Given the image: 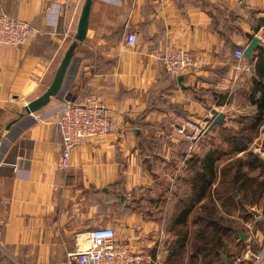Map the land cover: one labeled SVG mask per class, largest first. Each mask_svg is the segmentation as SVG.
<instances>
[{"label": "crops", "instance_id": "crops-1", "mask_svg": "<svg viewBox=\"0 0 264 264\" xmlns=\"http://www.w3.org/2000/svg\"><path fill=\"white\" fill-rule=\"evenodd\" d=\"M52 1L0 0V11L37 30L18 47L0 45V264H64L66 253L75 251L91 228L107 225L150 252L157 237L155 253L165 259L162 238L169 232L161 221L171 213L173 198L158 210L153 174L171 170L176 150L165 142L175 140L174 116L201 119L215 110L228 120L225 111L235 107L233 90L244 74L243 69L235 74L230 62L243 65L250 79L252 62L233 53L246 48L250 34L264 43V25L254 29L264 21V0H92L67 86L27 114L24 105L52 80L65 53L59 51L62 35L77 25L84 3L68 0L59 18L62 32L57 27L49 33L45 18ZM129 33L137 34L134 45L126 42ZM167 47L186 49L197 60L178 75L181 83L150 57ZM87 94L105 102L115 129L75 146L70 166L62 169L54 119L37 122L33 116H46ZM145 137L163 141L162 159L142 151ZM167 177L163 181L172 188L177 177Z\"/></svg>", "mask_w": 264, "mask_h": 264}, {"label": "trees", "instance_id": "trees-1", "mask_svg": "<svg viewBox=\"0 0 264 264\" xmlns=\"http://www.w3.org/2000/svg\"><path fill=\"white\" fill-rule=\"evenodd\" d=\"M260 25H264V21L259 20L254 29L257 31ZM45 30L49 33L52 31L48 26ZM60 30L59 24L58 31L62 32ZM254 36L250 34L249 41ZM255 51L249 59L253 71L250 86L244 94L248 104L254 109L249 115L239 114L238 116L242 117L237 121L239 126L235 130L232 129L230 134L222 135L229 150L214 146L210 142L211 137L205 142L202 141L215 128L220 129L219 134L228 129L223 118L220 123L209 125L208 130L196 142L200 145L199 152L187 154L175 151L174 156L180 157L181 161L185 159L186 164L185 176L181 178V183L185 187L182 196L172 191L167 184L166 190L158 193L153 199L158 210L167 206L171 197L169 194L176 199L172 204L171 213L163 220V228L169 232L162 242L167 249V255L163 260L165 264H228L226 259L229 251L228 242L235 241L236 246L242 242L240 237L242 230L233 226V220L230 219L232 212L243 211V218L253 221L254 217L246 207L262 204L264 208V160L258 154L247 151L251 142L248 133L257 131L264 121V43L258 44ZM164 73L167 77L176 78L167 74L165 70ZM173 82L176 83V79ZM161 142L163 141L159 138L145 137L139 143L143 152L152 153L153 159H162L159 153L163 149ZM206 142L212 146L206 147ZM239 152L245 154L226 163H220L219 160L226 153ZM256 230L258 234L253 241L254 249L259 247L260 240L264 238V228ZM158 241L157 239L152 253L156 252ZM185 253L187 257L184 259Z\"/></svg>", "mask_w": 264, "mask_h": 264}, {"label": "built area", "instance_id": "built-area-1", "mask_svg": "<svg viewBox=\"0 0 264 264\" xmlns=\"http://www.w3.org/2000/svg\"><path fill=\"white\" fill-rule=\"evenodd\" d=\"M67 4L68 0H54L47 9L46 25L52 32L57 29L59 18L63 15V6ZM32 31L37 30L28 21L0 11V45L18 47L28 42ZM136 40V33H129L126 37V42L130 45H134ZM233 55L235 58H243L244 50L236 48ZM151 56L161 63L167 74L174 76L192 69L197 61L190 51L179 47L156 49L151 52ZM48 116L54 119L61 134V152L57 165L62 169L70 166V156L75 146L87 141L89 137H101L115 129V121L105 102L92 94L72 100L46 116L39 114L33 117L39 122ZM214 117L212 112L201 119L177 114L172 124V136L176 141L193 145L208 130ZM260 154L264 156V145ZM13 167L17 168L15 165ZM250 231L248 236L252 234V227ZM260 242L255 250L250 244H246L234 255L235 263L264 264V238ZM163 260L159 252L152 253L127 238H119L117 230L107 225L91 228L83 243L78 244L75 251L66 253L64 264H165Z\"/></svg>", "mask_w": 264, "mask_h": 264}, {"label": "rangeland", "instance_id": "rangeland-1", "mask_svg": "<svg viewBox=\"0 0 264 264\" xmlns=\"http://www.w3.org/2000/svg\"><path fill=\"white\" fill-rule=\"evenodd\" d=\"M75 30H76V25H72L71 26V29L70 31L67 33V35H65L66 31H64V35H62V37H66L65 40L62 42V47L60 48V54L66 50V48L68 47L69 43L74 39V33H75ZM80 44V43H78ZM77 44V46H78ZM77 46L75 47L74 49V54L73 56H77V52H78V49H77ZM80 52V51H79ZM89 59L90 60H93V57L89 56ZM232 64V66L234 65V69H235V74L240 72V69H243V77L240 79V80H237V84L236 86L234 87V92H236V95H237V98H236V104H235V107H239L238 109L237 108H232V110H227L225 112H227V115H228V120H226V131L222 132L219 134V131L220 129L219 128H215V130H212L210 133H208V135L206 137H204V139L202 141H207L208 138L211 137V141L212 144L214 146H221L223 148H226L229 150V146L227 145L226 142L223 141L222 139V135L223 134H230L231 131L235 130L238 126H239V123H237L238 119L240 118L238 115L240 113V115H249L252 113L253 111V107L250 106L247 102V99L245 98V93L247 92V89L249 88L250 86V79H249V74H248V71L245 70V68H243V65L240 66V63L236 60H233V62L231 61L230 62ZM100 67V65H98ZM65 85L67 86V84L64 83V87ZM232 92L231 93V99H233L234 101V95L235 93ZM71 101V100H70ZM232 101V102H233ZM247 102V103H246ZM242 118V117H241ZM240 118V119H241ZM13 123V122H12ZM259 129H257V131L253 130L251 131L249 134L250 138H251V142L249 143V147L247 149V151H251L253 153H256L258 154V156L264 160V156L261 155V151L263 149V143H264V121L260 124V126L258 127ZM233 129V130H232ZM206 138V140H205ZM2 144H5L4 141H2ZM167 144L168 146H171V148H175V150H179L180 152H183V153H195V152H199L200 150H198V147H200L199 143H195L193 145H189L188 143H185V142H182V141H176V140H173L172 138H168L167 140ZM207 146H212L210 145L209 143H207ZM164 146H162L163 148ZM167 149V147H166ZM161 154V153H160ZM245 153L244 152H239L237 154H230V153H226L225 155H223V157L219 160L221 164L223 163H226L228 162L229 160H232L234 158H236L237 156H242L244 155ZM174 158V159H172ZM185 159L184 160H180V157L179 158H176V156L174 157H171L169 163L171 164V170H164L163 169L160 171V175H159V171H158V175L156 172H154V177L156 178V185H155V188H154V191H156L157 193H161L162 191L166 190V188L168 187L167 184L163 181V177H166L168 179V173L169 174H172L173 176V179L174 177H177L176 178V181L174 183V185L172 186V191L174 192H177L178 195L182 196V192L185 191V187L183 186V184L181 183V178H184L185 176V173L186 171L184 170L186 164H185ZM219 163V164H220ZM159 178H157V177ZM173 181V182H174ZM160 182V183H158ZM171 195L170 197V200H172L173 198V201H170V204L173 203L176 199L175 197L172 196V194H169ZM169 204V205H170ZM249 211L251 209H256L257 211L260 212V215L259 216H256L255 214L252 213L254 219H255V222H254V219L253 221H251L250 219H244L243 218V215H242V212L243 211H240L237 210V211H234L232 212L231 216H230V219L233 220L232 224L233 226H235L237 229H240L242 230V232L244 233H247V237L245 239H242V242L239 243V245H235L236 242L235 241H230L228 242L229 243V251H228V257L226 258L227 259V262L228 264H235V260L233 259L234 258V255L238 253V250L245 246L246 244H250L253 249H254V239H255V236L258 234V230H256V228H264V208H263V205L262 204H258V205H253L252 207H246ZM168 215V213L166 214ZM163 221H161V226H163ZM248 224V226H247ZM252 227V234L251 236H248L249 232H251V227ZM256 230V231H255ZM254 231V232H253ZM167 237V236H166ZM156 239H158L156 237ZM155 239V240H156ZM162 239H165V237H163ZM255 250V249H254ZM186 253L184 254V259L186 258ZM185 262V261H184Z\"/></svg>", "mask_w": 264, "mask_h": 264}, {"label": "water", "instance_id": "water-1", "mask_svg": "<svg viewBox=\"0 0 264 264\" xmlns=\"http://www.w3.org/2000/svg\"><path fill=\"white\" fill-rule=\"evenodd\" d=\"M82 8L80 10L78 21L76 25V30L74 35V39L69 43L68 47L65 50V53L63 54L60 62L58 63L56 70L54 72L53 78L50 81L47 88L42 92L40 95H38L37 98L29 101L24 105L25 112L27 114L34 113L38 111V109L42 108L43 106L47 105L49 103V100L51 97L57 96L60 91L62 90L64 86V80L67 75V72L69 70L70 61L74 54V49L77 46L78 43H81L84 41L86 37V30L88 27V21H89V12L92 5V0H84L83 1ZM260 42V38L255 35L249 43L246 45V48L244 49V57L249 60L253 56L254 50L257 48V45ZM251 69H253V66H250ZM179 83H181V76H178L176 79ZM213 114H215L214 119L211 121L210 126H213L215 124L220 123L224 118V113L221 111L216 112L215 110L211 111ZM11 123H8L6 125V128L10 126ZM236 195V193H234ZM253 214L256 216L260 215V212L256 209L250 210ZM240 237L242 239H245L247 237V233H244L240 231ZM224 254H222V257Z\"/></svg>", "mask_w": 264, "mask_h": 264}]
</instances>
